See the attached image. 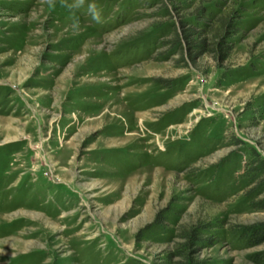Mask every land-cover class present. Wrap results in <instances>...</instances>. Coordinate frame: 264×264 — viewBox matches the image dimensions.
Masks as SVG:
<instances>
[{
    "label": "rangeland",
    "instance_id": "374dc122",
    "mask_svg": "<svg viewBox=\"0 0 264 264\" xmlns=\"http://www.w3.org/2000/svg\"><path fill=\"white\" fill-rule=\"evenodd\" d=\"M71 3L0 0V264H264V0Z\"/></svg>",
    "mask_w": 264,
    "mask_h": 264
},
{
    "label": "clouds",
    "instance_id": "9594fccd",
    "mask_svg": "<svg viewBox=\"0 0 264 264\" xmlns=\"http://www.w3.org/2000/svg\"><path fill=\"white\" fill-rule=\"evenodd\" d=\"M50 4L54 2V0H48ZM84 4V0H73V3L66 4L70 10H77L81 8ZM87 11L91 15V18L97 23L101 22V10L95 3H90L87 6Z\"/></svg>",
    "mask_w": 264,
    "mask_h": 264
},
{
    "label": "trees",
    "instance_id": "16d2710c",
    "mask_svg": "<svg viewBox=\"0 0 264 264\" xmlns=\"http://www.w3.org/2000/svg\"><path fill=\"white\" fill-rule=\"evenodd\" d=\"M256 233H257V232H256ZM261 239L264 240V235L260 238V240H261Z\"/></svg>",
    "mask_w": 264,
    "mask_h": 264
}]
</instances>
